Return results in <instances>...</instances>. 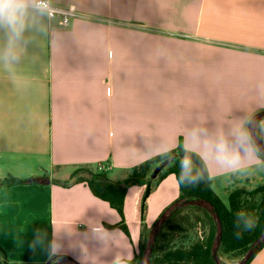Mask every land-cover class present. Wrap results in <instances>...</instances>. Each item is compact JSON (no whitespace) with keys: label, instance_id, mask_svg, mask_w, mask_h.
Returning <instances> with one entry per match:
<instances>
[{"label":"crops","instance_id":"1","mask_svg":"<svg viewBox=\"0 0 264 264\" xmlns=\"http://www.w3.org/2000/svg\"><path fill=\"white\" fill-rule=\"evenodd\" d=\"M79 17L74 32L57 27L61 52L47 41L29 48L18 69L27 87L0 70V181H24L0 188L6 264H54L61 257L109 264L117 250L132 252L135 261L144 229L183 199L175 174L153 182L145 202L146 185L128 189V235L119 213L85 183L54 181L79 169L127 179L134 167L160 157L146 153H178L184 129L197 120L215 127L258 103L264 0H79ZM210 181L228 206L232 191L264 185V170L213 171ZM62 226L58 256L28 248L36 228L51 240L53 227ZM249 264H264V246Z\"/></svg>","mask_w":264,"mask_h":264},{"label":"clouds","instance_id":"2","mask_svg":"<svg viewBox=\"0 0 264 264\" xmlns=\"http://www.w3.org/2000/svg\"><path fill=\"white\" fill-rule=\"evenodd\" d=\"M61 5L62 0H0V70L17 86L27 87L29 83L18 71L29 48L39 47L41 41H47L55 52H61L64 34L57 27H70L74 32L81 20L79 0H69L66 6ZM256 95V107L245 108V114L240 118L226 120L215 127H209L206 120H197L184 129L180 143L183 157L176 177L178 185H197L211 179L213 171L246 175L252 169L264 170V148L258 142L264 141V119H255L257 110L264 109V81L256 85ZM172 152L173 149L168 148L146 153V157L159 155L172 161L176 159ZM194 156L198 162L194 163ZM237 221V227L242 222L245 231L256 227L255 221L244 212L237 213ZM65 228L53 227L51 240L47 232L36 228L31 240L27 241L28 248L34 254L45 252L49 259L58 256L62 251L60 233ZM96 230L105 239L102 232ZM236 235L239 237L241 233ZM133 259L132 252L117 250L109 264H132Z\"/></svg>","mask_w":264,"mask_h":264},{"label":"trees","instance_id":"3","mask_svg":"<svg viewBox=\"0 0 264 264\" xmlns=\"http://www.w3.org/2000/svg\"><path fill=\"white\" fill-rule=\"evenodd\" d=\"M181 152V150L178 151V153ZM173 154H176V151L171 153V155ZM164 160L165 157L160 156L154 160L146 161L134 167L131 175L124 180H112L104 172H97L91 169H79L73 173L70 180L65 182H54L64 187H70L77 183H85L95 197L107 202L111 208L119 213L121 217V223L119 226L128 235L127 228L124 225V204L128 189L132 186H147L150 182H158L169 173L175 174L176 177L179 175L180 158H177L170 165L164 168L156 179L151 180L150 175L152 171ZM100 166L101 165H99V167ZM82 172L86 173V177L80 175ZM20 183H24V181L9 178L0 181V188L14 186ZM179 186L182 193L181 198L206 199L215 206V209L219 213L223 227V236L219 248V256L224 262H226L223 258L224 255H236L238 258L242 257L253 242L264 231V185L257 187L251 192H246L243 189L232 191L230 193L228 206H226L216 196L211 187L210 179L194 186H186L182 184ZM244 197L245 199H243ZM188 209H196L204 213L209 221V231L206 236L201 237V239L195 243L188 246L183 245L176 247L171 237L165 233V229L178 214H180L183 210ZM240 212L246 213L248 217L255 221L256 227L253 230L245 231L242 222L240 223V226L237 227V213ZM149 231L150 229H144L143 242L140 247V252L135 261H132V264L140 263V258L144 250ZM237 232L241 233L239 237L236 235ZM215 233L216 224L209 212L202 208L193 206L183 208L176 212L163 226L162 231L157 237L150 259V264H215L211 253ZM0 253L1 255L4 254L1 247ZM253 258L249 261V263L253 260ZM0 264H6V262L0 261Z\"/></svg>","mask_w":264,"mask_h":264},{"label":"water","instance_id":"4","mask_svg":"<svg viewBox=\"0 0 264 264\" xmlns=\"http://www.w3.org/2000/svg\"><path fill=\"white\" fill-rule=\"evenodd\" d=\"M255 119L260 120L264 119V111H260L255 114ZM261 144V147L264 148V141H258ZM174 157L182 158L183 152L173 154ZM175 160V159H174ZM174 160L168 161L165 159L161 163H159L154 170L152 171L150 178L151 180H154L158 177V175L163 171L164 168H166L168 165H170ZM194 163L198 162L197 157H193ZM197 166H199L197 164ZM152 189V183H148L144 195V202L149 197ZM198 207L206 210L209 212V214L212 216L213 220L216 224V233L212 244L211 253L213 256V260L215 264H227L224 262L220 256H219V248L222 241L223 236V227L222 222L219 216V213L215 209V206L206 199H181L179 201H176L175 203L171 204L169 207H167L159 216V218L156 220L154 225L151 227L147 241L145 243L144 250L142 252L140 263L139 264H150V259L153 253V249L157 240V237L159 233L162 231L163 226L166 222L170 220V218L179 210L186 208V207ZM264 245V231L259 235V237L253 242V244L248 248L242 259L239 261L233 263V264H248L249 261L255 256V254L263 247ZM54 264H80L74 259H71L70 257H61L60 259H57V261Z\"/></svg>","mask_w":264,"mask_h":264},{"label":"rangeland","instance_id":"5","mask_svg":"<svg viewBox=\"0 0 264 264\" xmlns=\"http://www.w3.org/2000/svg\"><path fill=\"white\" fill-rule=\"evenodd\" d=\"M80 175L86 177V173L84 172H82ZM242 189L246 192L252 191L249 188ZM243 199H245V197ZM165 231V233H167L171 237L175 246L180 247L184 245L182 242H185V239H187L188 237L192 238V244L200 240L201 237L206 236L209 231V221L207 220L204 213L200 210H183L171 221V223L166 227ZM242 257L238 258V256L236 255L223 256L227 264H233L242 259Z\"/></svg>","mask_w":264,"mask_h":264}]
</instances>
